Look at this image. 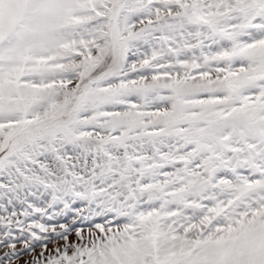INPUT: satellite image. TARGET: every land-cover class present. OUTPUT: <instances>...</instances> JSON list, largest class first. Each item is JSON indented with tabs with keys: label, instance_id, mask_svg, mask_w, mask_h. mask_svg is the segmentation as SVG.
<instances>
[{
	"label": "snow or ice",
	"instance_id": "1",
	"mask_svg": "<svg viewBox=\"0 0 264 264\" xmlns=\"http://www.w3.org/2000/svg\"><path fill=\"white\" fill-rule=\"evenodd\" d=\"M0 212V264H264V0H0Z\"/></svg>",
	"mask_w": 264,
	"mask_h": 264
},
{
	"label": "rangeland",
	"instance_id": "2",
	"mask_svg": "<svg viewBox=\"0 0 264 264\" xmlns=\"http://www.w3.org/2000/svg\"><path fill=\"white\" fill-rule=\"evenodd\" d=\"M168 170H171V169H168ZM16 210L21 211V209H19V208H17ZM3 214L4 213L0 212V215H3ZM19 218L23 219V216H20ZM47 223L56 224L57 231H61L59 225L68 224L70 226V228L72 229V231H70L67 234L68 235V241H65L62 237L56 236L55 233H47L46 235H48V237H49V239L47 241H36L35 242V252L22 251V254L19 257L20 264H30L33 257L42 251L44 243H47V245H48V252L45 253V255H47L48 253H54V250L58 246L61 247V249H62L63 246L65 245V243H71L73 245L76 244L77 242L83 243L82 241H78V237L76 235L75 229L82 227V228H84L85 233H87L88 227L91 226L90 223L87 221H85V222L78 221L76 224H72L71 214L67 217H58L54 221H47ZM2 230L3 229L0 228V231H2ZM17 248L21 249V250L23 249L22 241L17 244ZM5 250L6 249H4L3 247H0V255H2L3 251H5ZM70 251H71V249H70Z\"/></svg>",
	"mask_w": 264,
	"mask_h": 264
}]
</instances>
